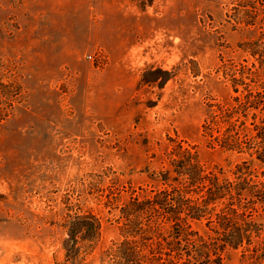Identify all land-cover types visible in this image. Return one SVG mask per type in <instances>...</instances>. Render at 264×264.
<instances>
[{
  "label": "rangeland",
  "instance_id": "374dc122",
  "mask_svg": "<svg viewBox=\"0 0 264 264\" xmlns=\"http://www.w3.org/2000/svg\"><path fill=\"white\" fill-rule=\"evenodd\" d=\"M240 1L0 0V264H116L124 207L170 184L177 143L233 179L250 158L209 145L202 126L233 103L241 66L263 68L245 51L258 28L234 21ZM261 1L247 10L264 23ZM84 215L98 234L71 248L69 223ZM216 255L259 264L252 247Z\"/></svg>",
  "mask_w": 264,
  "mask_h": 264
},
{
  "label": "trees",
  "instance_id": "16d2710c",
  "mask_svg": "<svg viewBox=\"0 0 264 264\" xmlns=\"http://www.w3.org/2000/svg\"><path fill=\"white\" fill-rule=\"evenodd\" d=\"M249 1H240L233 18L236 24L258 28L257 40L246 43L245 51L263 68L241 66L240 77L231 79L238 94L233 103L209 111L202 128L209 145L250 159L236 166L232 180L221 179L205 170L193 147L177 143L170 151V184L143 199L131 198L124 207L125 239L113 253L116 264H222L216 249L225 246L252 247L257 262L264 264V226L255 218L259 210L264 212V180L251 167L256 161L264 177V23L247 10ZM250 112L251 129L246 126ZM192 221H204L214 236L209 241L194 238ZM98 230L93 216L76 217L68 228L71 248L78 235L87 240Z\"/></svg>",
  "mask_w": 264,
  "mask_h": 264
}]
</instances>
